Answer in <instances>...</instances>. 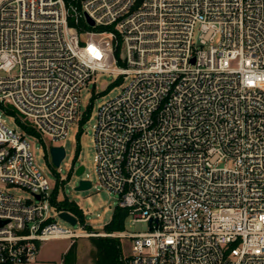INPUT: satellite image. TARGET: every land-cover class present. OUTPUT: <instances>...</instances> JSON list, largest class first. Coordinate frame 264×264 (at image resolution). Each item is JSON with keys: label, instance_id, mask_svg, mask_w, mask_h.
Masks as SVG:
<instances>
[{"label": "built area", "instance_id": "2783aa9c", "mask_svg": "<svg viewBox=\"0 0 264 264\" xmlns=\"http://www.w3.org/2000/svg\"><path fill=\"white\" fill-rule=\"evenodd\" d=\"M78 2L0 0V111L19 128L0 116V264L95 236L59 217L31 141L62 147L100 75L123 86L97 111V187L149 226L118 235L124 264H264V0Z\"/></svg>", "mask_w": 264, "mask_h": 264}, {"label": "rangeland", "instance_id": "374dc122", "mask_svg": "<svg viewBox=\"0 0 264 264\" xmlns=\"http://www.w3.org/2000/svg\"><path fill=\"white\" fill-rule=\"evenodd\" d=\"M83 31L84 29H79L78 32L82 33ZM114 81L115 80L112 76L100 75L97 77L96 85H89L88 88L82 92V111L87 112L89 106H91V116L84 124L72 126L66 140L58 144V146L65 148L67 154L59 168L53 166L52 169L49 167L52 162L49 156L46 157L47 153L44 146L36 141H31L38 165L44 171L48 172V170H50L52 172V176H50V185L53 188H55L57 184L59 186L58 200L68 199L69 201L76 203L84 215V224L86 226L84 231H87L89 235L92 233L95 235L74 241L54 240L46 242L47 250L45 256L51 260L60 261L64 249L68 245H76V264H94L96 248L93 239L114 238L120 241L124 262V258L130 251L131 243L129 240L118 237V235L124 233V231L131 233L148 232V224L139 223L132 226L130 225V218L126 219L124 231L115 233H107L105 231V226L111 222L114 211L119 205V197L115 194H109L105 190L97 187L94 126L97 122V111L99 106L104 102L117 97L122 92L123 85L120 82L113 84ZM108 86L109 88L107 89ZM6 108L14 112L12 108ZM15 114L18 116L17 113ZM0 116L6 121V124L9 127L19 130L14 119H11V117L3 114L1 111ZM20 119L22 120L21 117ZM45 143L48 144L47 141H45ZM82 165L85 166V173L82 177L78 178L76 176V169ZM56 173L59 175V179H57ZM82 179L91 181L96 187L89 191L76 192L75 189ZM11 191L20 197L31 199L30 193L26 190L18 188L16 190L11 189ZM60 224L65 227H70L68 224L61 221ZM70 228L79 231V229L82 228V225L80 224L76 227Z\"/></svg>", "mask_w": 264, "mask_h": 264}, {"label": "trees", "instance_id": "16d2710c", "mask_svg": "<svg viewBox=\"0 0 264 264\" xmlns=\"http://www.w3.org/2000/svg\"><path fill=\"white\" fill-rule=\"evenodd\" d=\"M79 0H66V3L68 6L70 5H76L79 6ZM72 26H74V22L71 21L70 23ZM81 28H86V26L81 22L80 23ZM92 107L89 106L88 111L85 113L86 115L81 121V124H84L91 116ZM6 112L9 115H15V113L7 109ZM27 132L34 135L35 131L32 129H27ZM46 157H50L49 152L46 151ZM53 169V165L50 164V166ZM57 174V173H56ZM57 179H59V175H56ZM59 195V186L56 185L53 195H52V205L57 208L60 211H69L76 215L81 222L84 224V215L82 210L79 208V206L69 201L68 199L64 200H58ZM128 218V210L120 208L119 206L115 209L113 217L111 222L105 226V231L107 233H115V232H122L125 230V222ZM86 228V226H85ZM94 240V245L96 248V252L94 254L95 256V262L94 264H124L123 262V255H122V249L121 244L118 239L114 238H96ZM77 263V246L72 245L68 252L65 254L63 258V264H76Z\"/></svg>", "mask_w": 264, "mask_h": 264}, {"label": "water", "instance_id": "95a60500", "mask_svg": "<svg viewBox=\"0 0 264 264\" xmlns=\"http://www.w3.org/2000/svg\"><path fill=\"white\" fill-rule=\"evenodd\" d=\"M88 21V24L90 26H94V22L92 20H90L89 18L87 19ZM49 155H50V158H51V162H52V165L55 167V168H59L63 162V160L66 158V150L64 147H52L50 150H49ZM85 173V166H80L76 169V176L78 178L82 177L83 174ZM92 189V182L91 181H88V180H85V179H82L78 186L76 187L75 191L76 192H85V191H89ZM39 198V197H38ZM59 217L69 223L70 225L72 226H76L78 224V219L77 217H75L73 214H71L69 211H62L59 215ZM6 224V222H2L1 225H4Z\"/></svg>", "mask_w": 264, "mask_h": 264}, {"label": "crops", "instance_id": "0c3cea01", "mask_svg": "<svg viewBox=\"0 0 264 264\" xmlns=\"http://www.w3.org/2000/svg\"><path fill=\"white\" fill-rule=\"evenodd\" d=\"M70 245H68L65 249L64 252L62 253V259L60 261L57 260H51L49 258H47L46 255V250H47V245L44 243L41 246L40 249V254L38 257V260L35 264H63V258L65 256V254L68 252V250L70 249Z\"/></svg>", "mask_w": 264, "mask_h": 264}]
</instances>
